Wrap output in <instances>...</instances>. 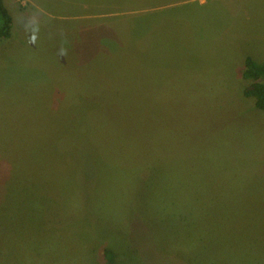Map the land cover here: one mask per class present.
Instances as JSON below:
<instances>
[{
    "label": "rangeland",
    "instance_id": "1",
    "mask_svg": "<svg viewBox=\"0 0 264 264\" xmlns=\"http://www.w3.org/2000/svg\"><path fill=\"white\" fill-rule=\"evenodd\" d=\"M5 4L0 264H264V0Z\"/></svg>",
    "mask_w": 264,
    "mask_h": 264
},
{
    "label": "trees",
    "instance_id": "2",
    "mask_svg": "<svg viewBox=\"0 0 264 264\" xmlns=\"http://www.w3.org/2000/svg\"><path fill=\"white\" fill-rule=\"evenodd\" d=\"M13 18L5 4V0H0V42L12 37ZM242 78L249 81L250 85L245 88V97L252 99L256 109L264 111V63H259L251 56H247L244 62ZM240 218V212H233L230 217ZM231 218V219H234ZM105 256L110 262L114 261V254L110 250H105Z\"/></svg>",
    "mask_w": 264,
    "mask_h": 264
},
{
    "label": "crops",
    "instance_id": "3",
    "mask_svg": "<svg viewBox=\"0 0 264 264\" xmlns=\"http://www.w3.org/2000/svg\"><path fill=\"white\" fill-rule=\"evenodd\" d=\"M179 1H181V0H179ZM185 1H189V0H185ZM199 26H201L200 24H199ZM203 27V26H202ZM264 32V31H263Z\"/></svg>",
    "mask_w": 264,
    "mask_h": 264
}]
</instances>
